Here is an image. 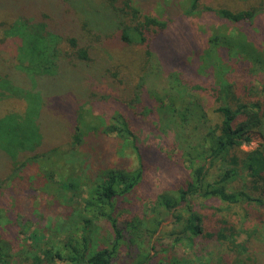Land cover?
Here are the masks:
<instances>
[{"label":"rangeland","instance_id":"obj_1","mask_svg":"<svg viewBox=\"0 0 264 264\" xmlns=\"http://www.w3.org/2000/svg\"><path fill=\"white\" fill-rule=\"evenodd\" d=\"M133 1L143 15L168 21L167 31L151 42L161 65L148 62L143 45H129L121 40L120 31L102 7L106 0H74L78 7L69 18L72 21L68 27L72 31L70 34L80 38L83 46H89L88 62L68 64L62 59V63L58 62L56 66L40 71L33 69L29 77L15 69L17 53L22 57L23 65H31L32 56L26 49L27 42L22 45V40L16 38L0 47V78L8 76L6 90L12 85V95L4 91L0 93V127L6 128L9 118L19 117L24 121V127L41 135L43 143L48 144L67 140L64 133L72 131L75 122L80 123L81 119L98 127L103 121L105 125L109 123L115 113H120L135 140V152L131 147L120 151L123 142H119L115 134L91 131L82 145L61 147L62 152H66L61 156L63 158L51 157L30 163L23 170L22 178L2 186L0 205L5 216L0 209V236L2 233L10 244V252L0 264H35L34 257L47 260L43 254L46 250L67 256L69 248L65 245L69 241L72 242L70 248L83 246L88 254L112 248L115 232L107 219H97L83 229V198L102 171L125 169L127 166H138L143 175L130 193L114 200V217L122 238L112 264H264V207L252 208V213L245 215L246 205L234 207L216 198L191 200V206L202 217L203 234L222 230V219L234 224H243L244 221L245 226L252 228L255 225L259 231L252 236L239 235L233 244L229 240L221 244L205 235L187 238L186 233H182L192 218L183 209L185 205L168 210L161 204L160 197L170 200L187 185L190 171L183 159V151L190 150L197 141L182 142L178 147L177 132L180 130L159 121V111L177 101L171 89L164 91L169 87L164 78L171 73L189 85L200 87L193 93L208 114L206 126L217 122L215 109L218 100L213 87L221 85L222 81L231 83L233 87L224 90L222 103L232 100V92L236 97L244 96L246 86L253 99H264V92H257L264 82V73L249 70V63L258 64L260 50L264 52V13L251 25L231 24L210 12L187 17L179 13L174 2L167 3L168 0ZM50 4L51 0H0V23L12 22L16 19L13 14L26 13L33 7L43 6L52 15L55 9L64 12L62 5L58 6L55 0ZM201 5L237 11L264 7V0H202ZM95 13L103 20H98ZM30 16L27 14L26 17ZM87 16L91 19L93 31L83 28V20L88 22ZM212 23L227 25V34L223 30L221 32L225 38L220 41L223 47L236 45L249 55L237 53L236 59H231L234 55L220 48L213 57L211 51L215 48L204 46L206 40L202 38L204 29H201L203 25ZM68 49L64 43L60 46L61 52ZM212 57L215 64L225 62L224 71L219 76L210 70V67L215 68ZM207 59L210 62H205ZM9 68H13V72L9 73ZM147 72L160 77V81H152L153 78L147 76L144 82L140 80ZM150 90L155 92V97L149 94ZM201 129L206 130L207 127ZM250 139V143L237 151L241 158L245 156L243 153L264 143V137L258 132H252ZM219 173L217 166L209 167L208 181L215 180ZM79 177L83 179L78 191L64 187L68 181ZM244 177L243 181L233 185L238 188L247 182L254 189L262 185L252 181L248 174ZM16 220L19 223L14 226L12 222ZM178 237L182 240L175 241ZM244 246L249 248L245 255H252V262L243 256ZM233 248L237 250L233 251ZM40 264L67 263L56 257L52 263Z\"/></svg>","mask_w":264,"mask_h":264},{"label":"trees","instance_id":"obj_2","mask_svg":"<svg viewBox=\"0 0 264 264\" xmlns=\"http://www.w3.org/2000/svg\"><path fill=\"white\" fill-rule=\"evenodd\" d=\"M52 2L53 0H51V4ZM55 2L56 4L58 3V6L62 5L64 12L55 9L52 15L43 6L33 7L28 9L26 13L20 11L18 14H13L16 19L12 22L5 21L0 23V47L5 45L7 41L11 39L15 40L16 38L22 40V45L27 42L26 49H28L29 54L32 56L30 59L31 65H23L21 63L22 57L20 58V55L17 53L15 69L29 77L33 74V69L40 71L46 69V67L56 66L58 62L62 63V59H65L68 64H75V61H90L89 46H83L80 38L73 36L74 34H70L72 31L68 27L72 21L69 18L75 13L74 10L78 7V3L74 2V0H55ZM168 2H174L179 13L187 17L210 12L216 18L231 24L246 23L251 25L260 14L264 13L263 6L234 11L228 8L202 6V0H183V2H179V0H168ZM183 4L186 6H182ZM102 7L107 11L108 19L120 31V37L124 43L129 45H143L146 49L148 62H151V65H161V59L159 56H155L156 54L152 50L151 42L157 40L161 37L160 35H163L167 31V20H161V18L146 14L143 15L139 10L140 8L135 6L133 0H106V3ZM27 14H31V16L26 17ZM96 17L100 21L103 20L97 14ZM87 20L89 23L83 20V28L90 31L95 30L91 26V19L88 16ZM226 28V24L216 25L215 23L201 27V29H204L202 38L206 40L204 46L210 49L215 48L214 51H211L213 52V57L216 56V52L220 48H224L230 55H234L231 59H236V56H238L237 53L240 55H249L246 52H242L236 45L223 47L220 44L221 40H225L222 37L224 34L221 32L223 30L227 34L225 31ZM65 33L66 35H64ZM27 38L28 41H26ZM164 39L168 40L169 37H164ZM63 43L69 48L66 52L60 51V46ZM213 57L212 64L215 68L210 67V70L219 76L220 72L224 71L225 62L221 60L220 65L215 64ZM261 57L264 58V52L262 50H260V61L258 64L248 62L251 65L249 66L251 72L264 73V61L261 60ZM192 62L194 63L195 60L192 59ZM205 62H210V60L207 59ZM13 70V68H9V73L13 72ZM146 76L152 77V81H160V77L152 75L149 72L140 80L144 82ZM4 77V79L0 78V93L4 91L12 95V85L9 90H6L5 82H7L6 78L8 76L6 75ZM164 79L166 82L168 81L169 85L164 91L171 89V93L175 94L178 98L175 97L177 100L175 104L165 107L166 109L164 111H159L160 124L165 123L168 126L172 124L177 130H180L177 132L178 147H181L182 142L185 143L186 141L192 142L196 140L197 144L190 146V150L186 151L185 149L183 151V159L188 163V170L190 171V178L187 185L170 200H162V197H160L161 204L168 210L182 204L185 205L183 209L189 214L190 218L192 217L187 223L186 228L182 231V233H186L187 238H191L190 236L199 237L205 235L208 238L217 239L221 244L228 240L233 244L239 235H254V232L259 231V228H256L255 225L249 228L245 226L244 221L243 224H239V222L234 224L228 219H222L220 221L221 226L223 225L221 227L223 228L222 230L216 233L206 232L203 234L205 228L202 224V217L191 206V200H210L216 198L226 205L234 207L246 205V209L244 210L246 211L244 212L245 215L252 213V208L258 209V207H264V143L255 150L243 153L245 156L242 158L237 154V151L243 145L250 143V134L252 132H258L264 137V99L262 101L253 99L248 86H246L245 91H243L244 96L236 97V94L232 92V100H229L227 103H222V93H224V90L228 88L233 89L231 83L222 81L221 85L217 84L213 87L217 93L218 100V106L215 109L217 122L215 125L206 126L208 123V114L206 115V111L193 93L200 87L198 85H189L183 79L181 81L175 73H171L169 77L166 76ZM170 84L172 86L171 88ZM250 90H253V88ZM257 92H264V82L262 83L260 91L257 89ZM151 93L155 97V92L150 90L149 94ZM81 120L80 123L75 122L74 128L70 131L71 133L68 131L64 133L66 134L67 140L45 144L43 143L41 135H37L32 129L24 127V121L21 118H9L7 127H0V144L2 145L0 146V158L2 160V164H0V188L6 183H12L16 179L22 178L21 174L23 170L30 163L43 159L49 160L51 157L59 158L64 156L66 152L63 153V149L61 148L64 145H70L74 148L82 145L86 136L91 131L115 134L119 142H123L120 151L131 147L133 148V152H135L134 135L122 114L115 113L112 115L109 123L105 125L103 121L98 127L90 126L85 122V119ZM191 125L194 126L190 131L188 128ZM206 127V130L201 129ZM125 153L129 155L128 152L125 151ZM214 166L218 167L220 173L215 180L210 182L208 181L209 167L213 168ZM127 167L125 169L102 171L95 180V185L86 191V197L83 198L85 204L84 210L81 213L83 217V229L87 228L97 219H107L115 232L113 247L97 250L96 252L88 254L87 251H84L86 249L83 246H73L70 248L72 242L69 241L66 245L64 242L63 245L69 248V254L67 256H63L60 252L52 253L50 250H46L43 254L47 260L34 257L35 264L44 262L52 263L56 257H59L67 264H112L116 255V249L122 238L116 218L114 217V200L130 193L139 183L143 175L142 170L137 168L138 166ZM247 174L250 179L252 178V181L255 183L261 182L262 185L254 189L249 183L243 182V185L241 184L242 187L236 188L233 184L239 183L241 180L243 181V178H245L244 175L246 176ZM82 179L79 177L73 181H68L64 187L78 191L82 184ZM2 207L0 205V209L3 211L2 215L5 216ZM6 213L8 214L10 212L7 211ZM176 217L178 218V215ZM197 221H199V224H197ZM17 223H19L17 220L16 222H12L14 226ZM262 227L264 230V226ZM33 234L42 236L38 233ZM1 235L0 262L10 252V244L3 238L2 233ZM179 240H182V238L178 237L175 239V241ZM76 245H78V242H76ZM244 249L243 256L249 251L248 247L245 248L244 246ZM236 250V248H233V251ZM244 257L247 261H253L252 255L247 254Z\"/></svg>","mask_w":264,"mask_h":264}]
</instances>
